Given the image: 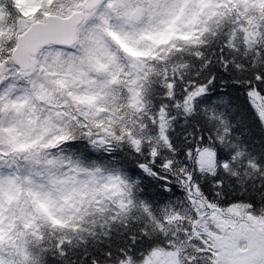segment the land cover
Here are the masks:
<instances>
[{
  "label": "snow or ice",
  "instance_id": "1",
  "mask_svg": "<svg viewBox=\"0 0 264 264\" xmlns=\"http://www.w3.org/2000/svg\"><path fill=\"white\" fill-rule=\"evenodd\" d=\"M0 264H264V0H0Z\"/></svg>",
  "mask_w": 264,
  "mask_h": 264
},
{
  "label": "trees",
  "instance_id": "2",
  "mask_svg": "<svg viewBox=\"0 0 264 264\" xmlns=\"http://www.w3.org/2000/svg\"><path fill=\"white\" fill-rule=\"evenodd\" d=\"M234 102L238 103L241 106V110L249 108L247 102L242 97H239V96L235 97ZM237 115H241V112H238ZM240 131H242V128L240 129Z\"/></svg>",
  "mask_w": 264,
  "mask_h": 264
}]
</instances>
